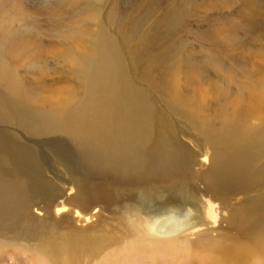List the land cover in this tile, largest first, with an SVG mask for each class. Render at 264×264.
<instances>
[{
  "label": "bare ground",
  "instance_id": "1",
  "mask_svg": "<svg viewBox=\"0 0 264 264\" xmlns=\"http://www.w3.org/2000/svg\"><path fill=\"white\" fill-rule=\"evenodd\" d=\"M157 30L132 46L130 77L116 62L119 49L107 46L106 35L96 63L107 85L103 90L95 87L85 116H76L74 110L63 116L64 122L70 120L66 131L75 133L93 154L87 158V174L73 167L70 152L66 155L54 141L47 145L46 155L51 150L60 155L47 169L64 174V166L69 171L71 177L64 182L72 184L68 195L74 191L73 196L55 203L38 184L6 187L0 181V228L9 224L18 235L31 208L37 214L53 209L60 220L72 212L93 226L52 221L38 238H0V252L11 248V257L21 253L47 264H81L83 258L113 247L98 264H264L260 196L235 202L243 192L264 186V84L251 86L260 91V99H254L258 107H241L259 122L238 124L232 121L235 114L223 117V127H217L213 117L200 121L199 108L190 107L187 96L174 87L181 60L169 55L168 47L156 60L149 47L157 40ZM157 62L159 70L153 74ZM188 125L202 133L195 144L204 153L191 151L181 140ZM39 126L48 129L47 119L39 120ZM29 156L26 147L17 148V159ZM95 202L102 205L92 206ZM104 217L112 222L110 227L103 224Z\"/></svg>",
  "mask_w": 264,
  "mask_h": 264
},
{
  "label": "rangeland",
  "instance_id": "2",
  "mask_svg": "<svg viewBox=\"0 0 264 264\" xmlns=\"http://www.w3.org/2000/svg\"><path fill=\"white\" fill-rule=\"evenodd\" d=\"M151 9L154 14L148 13ZM157 27V40L149 47L156 60L165 47L169 55L181 60L174 87L187 96L190 107L199 108L200 121L213 117L214 124L223 127V117L231 119L235 114L232 121L238 120V124L259 122L258 116L245 115L241 107H258L254 99H260V91L251 86L264 84V0H0V181L6 187L38 184L55 203L73 196L74 191L68 195L72 184L64 181L71 176L62 162L64 174L47 169L49 162L60 157L52 150L46 155L47 145L54 141L66 155L70 152L73 167L87 174V158L93 154L75 133L66 131L70 120L64 122L63 116L73 110L76 116H85L95 87L103 90L107 85L108 79L96 63L97 48L106 35L107 46L119 49L116 62L130 77L132 46ZM158 70L159 62L153 74ZM134 75L144 84L136 71ZM43 119H47L48 129L39 126ZM174 120L178 123L179 118ZM188 128L181 140L191 151L204 153L195 144L202 133L196 127ZM18 147L27 148L28 160L16 158ZM74 186L78 187L75 182ZM252 194H259L257 206H264L261 185L243 192L235 202ZM97 204L102 202L92 206ZM52 210L42 215L31 208L18 235L5 224L0 238L23 242L28 236L38 238L52 221L93 226L78 221L72 212L60 220ZM105 219L108 224H103L110 227L112 222ZM112 249L83 258L81 264H98ZM11 252V248L0 252V264H47L28 254L11 257Z\"/></svg>",
  "mask_w": 264,
  "mask_h": 264
}]
</instances>
